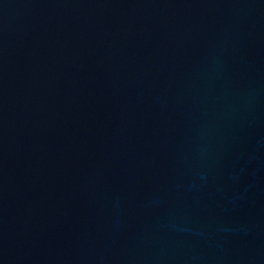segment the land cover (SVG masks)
Here are the masks:
<instances>
[{"label":"water","instance_id":"water-1","mask_svg":"<svg viewBox=\"0 0 264 264\" xmlns=\"http://www.w3.org/2000/svg\"><path fill=\"white\" fill-rule=\"evenodd\" d=\"M0 264H264V0H0Z\"/></svg>","mask_w":264,"mask_h":264}]
</instances>
